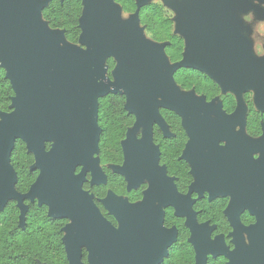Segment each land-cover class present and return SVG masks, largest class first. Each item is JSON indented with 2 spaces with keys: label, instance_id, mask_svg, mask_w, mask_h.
Returning <instances> with one entry per match:
<instances>
[{
  "label": "flooded vegetation",
  "instance_id": "flooded-vegetation-1",
  "mask_svg": "<svg viewBox=\"0 0 264 264\" xmlns=\"http://www.w3.org/2000/svg\"><path fill=\"white\" fill-rule=\"evenodd\" d=\"M113 2L119 10L113 41L118 45L126 42L129 26L138 14L137 42L159 54L160 68L154 77L159 88L168 90L165 77L169 69L187 58L193 56L191 63L203 67H180L169 74L170 94L183 100V107L162 94L149 96L154 91L152 82L133 106L123 92L98 97L100 134L92 160L102 180L97 181L88 166L77 167L74 176L84 178L82 191L119 233L134 234L132 244L140 252L141 264H264V260L255 258L254 251L264 242V61H257L248 45L246 49L240 37L232 35L230 20V33L220 37V50L199 49L192 55L191 43L201 29L206 1L195 3L196 7H180L179 32L174 31L175 18L158 4L161 0ZM156 8L162 21L159 25L148 13ZM45 9L42 19L66 37L65 30L51 28L43 15ZM121 12L133 15L123 29H119ZM142 30L154 44L143 42ZM122 64L128 69L135 66L129 56L123 63L115 56L106 58L103 65L112 83ZM212 66L220 74L208 68ZM0 70L12 92L8 91L7 106L0 108L3 123V116L15 111V92L7 71ZM0 98L4 100L2 90ZM103 101L109 106L102 110ZM19 142L34 159L30 172L38 174L25 193L17 190L15 158ZM56 145L57 140L44 141L42 151L50 153ZM36 164V155L27 143L17 140L9 163L16 175V197L0 214L16 204L21 228L26 227L31 204L47 207L38 199H26L25 212L19 206L18 198L30 192L41 174ZM47 209L50 218L65 221L63 244L70 264L64 239L73 223L50 216ZM93 252L82 247L79 264H91Z\"/></svg>",
  "mask_w": 264,
  "mask_h": 264
},
{
  "label": "water",
  "instance_id": "water-1",
  "mask_svg": "<svg viewBox=\"0 0 264 264\" xmlns=\"http://www.w3.org/2000/svg\"><path fill=\"white\" fill-rule=\"evenodd\" d=\"M205 1L201 29L191 43L192 55L199 49L220 50V37L230 33L227 1ZM82 2L85 12L80 44L87 51L64 54L58 49L64 33H50L38 22L40 0H0V68L7 71L15 92V111L4 115L0 123V212L16 197V175L9 163L17 140L22 139L36 155L35 169L41 174L30 192L18 198L19 206L25 212L24 201L38 199L50 209V216L72 221L64 239L70 264H79L82 247L94 250L91 264H141L140 252L132 244L134 234L119 233L107 222L82 191L84 178L74 176L77 167L88 166L96 180H102L92 160L100 134L97 99L123 92L133 106L152 82L154 91L149 96L162 94L183 107L184 101L170 94L169 74L180 67L203 66L192 64L193 56L187 58L169 69L165 77L168 90L159 88L154 79L160 68L159 54L137 42L138 14L129 26L126 42L118 45L113 37L119 10L113 0ZM110 56L122 63L129 56L135 62L132 69L121 65L115 83L106 76L103 65ZM208 68L220 74L215 67ZM49 140H57L58 145L45 153L42 142ZM117 214L121 216L119 211ZM254 251L255 258L264 260V242Z\"/></svg>",
  "mask_w": 264,
  "mask_h": 264
},
{
  "label": "trees",
  "instance_id": "trees-1",
  "mask_svg": "<svg viewBox=\"0 0 264 264\" xmlns=\"http://www.w3.org/2000/svg\"><path fill=\"white\" fill-rule=\"evenodd\" d=\"M81 2L82 0H64L61 3L60 0H53L43 12L51 28L65 30L66 38L74 44L80 41L79 21L83 9ZM243 5H247V2ZM231 6L235 8V4ZM125 8L128 10L127 6ZM148 13L156 18L153 21L155 24L159 25L162 22L157 8L149 10ZM3 76L4 72L0 70V83L4 84L0 86V90L4 92V100L0 98V108L8 104V91L12 93L9 82ZM107 105L108 101H103L102 110L105 107L107 109ZM106 115L111 116V111L106 110ZM17 147L15 158V168L19 174L17 190L25 193L38 174L29 170L34 159L27 154L25 145L19 142ZM19 215L20 211L14 203L0 214V264H69L63 244L62 229L65 221L50 218L47 207H40L37 204L30 205L25 228L19 225Z\"/></svg>",
  "mask_w": 264,
  "mask_h": 264
},
{
  "label": "rangeland",
  "instance_id": "rangeland-1",
  "mask_svg": "<svg viewBox=\"0 0 264 264\" xmlns=\"http://www.w3.org/2000/svg\"><path fill=\"white\" fill-rule=\"evenodd\" d=\"M51 0H40L42 6L40 13H38L39 24L48 30L50 33L54 31L50 29L47 23L42 19L41 14L43 9H45ZM64 0H60L62 3ZM137 4L140 0H136ZM147 1V0H146ZM156 1V0H153ZM205 0H161L158 4L165 6L169 11L171 17L175 18V32L180 31L181 16L178 11L182 5L193 6L194 4ZM228 4V12L230 15V23L232 25V35L237 38L244 46L248 45L251 50V54L257 61H264V0H226ZM247 2V5H243ZM235 4V8L231 5ZM238 4V5H237ZM85 12V9H83ZM133 15H126V13L121 12L119 29H123L125 25L131 20ZM142 39L144 43L154 44V42L146 35L144 36L143 30L141 31ZM116 35V41L118 39ZM246 48V46H245ZM59 51L65 53H84L87 48L80 44L70 42L66 37L63 38L62 42L58 46ZM247 49V48H246Z\"/></svg>",
  "mask_w": 264,
  "mask_h": 264
}]
</instances>
